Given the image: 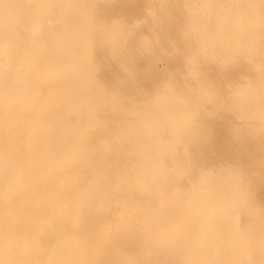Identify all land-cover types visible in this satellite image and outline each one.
I'll return each instance as SVG.
<instances>
[{
  "label": "bare ground",
  "instance_id": "bare-ground-1",
  "mask_svg": "<svg viewBox=\"0 0 264 264\" xmlns=\"http://www.w3.org/2000/svg\"><path fill=\"white\" fill-rule=\"evenodd\" d=\"M0 264H264V0H0Z\"/></svg>",
  "mask_w": 264,
  "mask_h": 264
}]
</instances>
